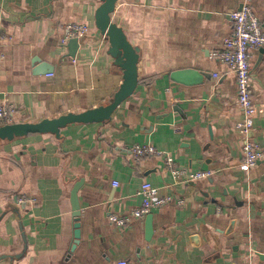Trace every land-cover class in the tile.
<instances>
[{"label": "crops", "instance_id": "1", "mask_svg": "<svg viewBox=\"0 0 264 264\" xmlns=\"http://www.w3.org/2000/svg\"><path fill=\"white\" fill-rule=\"evenodd\" d=\"M242 0H119L111 20L136 48L138 85L108 121L0 140V264H264V161L241 168L235 76L209 58L232 33ZM101 0H0V104L14 123H38L112 102L123 65L95 26ZM253 12L264 28V0ZM85 24L75 58L66 26ZM251 139L264 148V48L250 49ZM51 68L47 73L46 69ZM192 78H173L176 72ZM218 75L214 78V75ZM0 126H3L0 124ZM152 145L179 168L211 176L173 184ZM172 201L119 229L108 221L141 204L140 184ZM117 182L116 187L113 183ZM80 205L74 245L71 192ZM22 198L33 202L18 203ZM177 200H183L178 205Z\"/></svg>", "mask_w": 264, "mask_h": 264}, {"label": "built area", "instance_id": "2", "mask_svg": "<svg viewBox=\"0 0 264 264\" xmlns=\"http://www.w3.org/2000/svg\"><path fill=\"white\" fill-rule=\"evenodd\" d=\"M254 0H242L240 8L230 17L232 20V33L224 41V49L213 51L209 58L226 64L229 70L235 76L236 84V101L242 112V120L237 123L236 128L242 135V154L241 168L249 171L259 162L264 161V148L250 137V132L254 125L257 108L253 103L250 85V49L264 48V28L262 27L257 16L253 12L252 4ZM89 28L85 24H69L66 26V38L64 42L71 38H81L88 33ZM218 75H214L217 78ZM17 108L9 103L0 104V124H13L17 115ZM133 162L138 163L145 157L161 158L167 172L170 174L173 184H187L202 180L211 176L209 171L189 172L186 169L179 168L175 165L173 157L165 151L157 150L154 146L133 145L129 148ZM117 182L113 183L116 187ZM137 195L141 197V204L132 210L128 215L118 216L111 214L108 216L110 224L119 229L129 227L135 220L143 218L153 210L158 209L172 201L170 196H158V189L148 181L140 184ZM31 198H22L18 203L33 202ZM178 205H183V200H177ZM115 264H128L126 260H118Z\"/></svg>", "mask_w": 264, "mask_h": 264}, {"label": "water", "instance_id": "3", "mask_svg": "<svg viewBox=\"0 0 264 264\" xmlns=\"http://www.w3.org/2000/svg\"><path fill=\"white\" fill-rule=\"evenodd\" d=\"M119 0H101L95 12V26L108 39L110 43V54L114 58H119L123 65V82L118 91L114 94L113 100L106 106L92 108L81 113H69L52 119H45L38 123H13L0 126V140L21 137L31 134L52 133L59 136L60 129L69 124L101 123L108 121L114 111L123 101L129 98L138 85V57L137 50L127 40L122 28L111 20V13L114 11ZM68 57L75 58L79 48V39L71 38L66 44ZM47 73L51 68L46 69ZM193 72H176L174 80L192 78ZM252 132V131H251ZM250 132V135H251ZM80 183L75 184L71 192V203L74 222V246L80 236V205L77 192ZM153 233L152 214L145 216V240L150 241Z\"/></svg>", "mask_w": 264, "mask_h": 264}]
</instances>
